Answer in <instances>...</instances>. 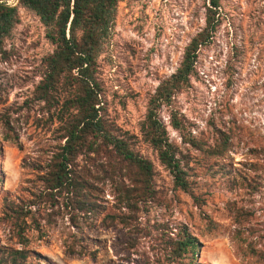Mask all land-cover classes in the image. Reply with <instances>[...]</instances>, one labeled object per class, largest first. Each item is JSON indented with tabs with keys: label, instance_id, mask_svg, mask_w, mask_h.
Wrapping results in <instances>:
<instances>
[{
	"label": "rangeland",
	"instance_id": "1",
	"mask_svg": "<svg viewBox=\"0 0 264 264\" xmlns=\"http://www.w3.org/2000/svg\"><path fill=\"white\" fill-rule=\"evenodd\" d=\"M206 5V0L119 1L112 36L97 59L102 106L121 131L137 136L135 150L152 162L160 198L138 213L143 230L135 232L133 226L99 224L115 212L105 189L106 210L93 226L77 230L60 215L43 238L27 233L40 264H177L164 257L157 225H166L171 237L186 226L198 239L196 257L185 263L264 264V0H220L219 25L197 52L189 86L159 111L171 143L188 158L190 194L173 187L155 151L140 140L148 98L175 72L184 48L204 27ZM18 19L0 52V113L19 119L18 145L2 142L0 152V215L5 196L29 199L23 188L35 173L23 161L44 162L57 143L56 123L29 102L42 58L53 46L31 11L19 7ZM172 112L183 122L182 134L169 125ZM217 131L230 136L223 158L207 157L182 140L184 135L213 146ZM230 204L249 213L240 224ZM70 245L84 254H70ZM0 246H18L9 240L6 224L0 225Z\"/></svg>",
	"mask_w": 264,
	"mask_h": 264
},
{
	"label": "trees",
	"instance_id": "2",
	"mask_svg": "<svg viewBox=\"0 0 264 264\" xmlns=\"http://www.w3.org/2000/svg\"><path fill=\"white\" fill-rule=\"evenodd\" d=\"M119 1L0 0V52H4L3 40L19 21V7L31 11L45 28V37L53 50L42 58L41 78L29 102L38 104L50 122L57 125L54 130L57 143L49 157L42 163H22L23 168L35 173V178L27 181L30 185L23 188L29 199L7 196L2 199L0 225L9 227V240L18 246H0V264H40L39 256L28 248L27 233L34 231L39 239L43 238L46 226L60 215L67 216L77 230L86 224L93 226L106 210L105 189L113 197L115 212L105 214L99 224L133 226L135 232L143 230L137 222L138 213L160 198L153 185L152 162L135 150L137 136L121 131L106 117L102 106L97 59L112 36ZM206 1L204 27L184 48L175 72L163 79L148 98L139 128L140 140L155 151L159 164L170 174L173 187L189 194L188 158L171 143L159 111L171 104L176 93L189 86L197 52L209 44L219 25L220 0ZM18 120L7 111L0 113V149L2 142L18 145ZM169 125L182 134L184 125L175 112L171 113ZM182 136L184 143L207 157L223 158L229 150L230 136L222 131H217L215 144L208 147ZM229 206L238 224L248 217L249 213L233 204ZM157 228L162 235L160 243L166 260L190 264L191 261L185 263V260L196 257L198 239L186 226L177 229L172 237L166 225ZM67 251L84 254L72 245Z\"/></svg>",
	"mask_w": 264,
	"mask_h": 264
},
{
	"label": "water",
	"instance_id": "3",
	"mask_svg": "<svg viewBox=\"0 0 264 264\" xmlns=\"http://www.w3.org/2000/svg\"><path fill=\"white\" fill-rule=\"evenodd\" d=\"M2 151V147H1V149H0V152Z\"/></svg>",
	"mask_w": 264,
	"mask_h": 264
}]
</instances>
